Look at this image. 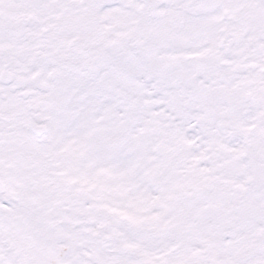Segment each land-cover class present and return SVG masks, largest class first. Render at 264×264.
I'll return each mask as SVG.
<instances>
[{"label": "snow or ice", "instance_id": "1", "mask_svg": "<svg viewBox=\"0 0 264 264\" xmlns=\"http://www.w3.org/2000/svg\"><path fill=\"white\" fill-rule=\"evenodd\" d=\"M0 264H264V0H0Z\"/></svg>", "mask_w": 264, "mask_h": 264}]
</instances>
